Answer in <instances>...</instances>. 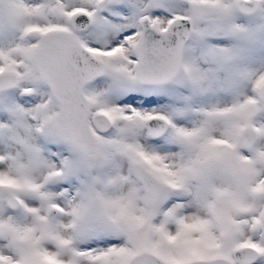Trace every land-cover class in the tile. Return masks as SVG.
Wrapping results in <instances>:
<instances>
[{"label":"snow or ice","instance_id":"1","mask_svg":"<svg viewBox=\"0 0 264 264\" xmlns=\"http://www.w3.org/2000/svg\"><path fill=\"white\" fill-rule=\"evenodd\" d=\"M0 264H264V0H0Z\"/></svg>","mask_w":264,"mask_h":264}]
</instances>
